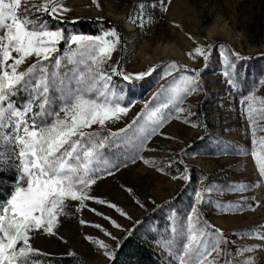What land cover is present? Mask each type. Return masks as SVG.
Returning a JSON list of instances; mask_svg holds the SVG:
<instances>
[{
    "label": "rangeland",
    "instance_id": "obj_1",
    "mask_svg": "<svg viewBox=\"0 0 264 264\" xmlns=\"http://www.w3.org/2000/svg\"><path fill=\"white\" fill-rule=\"evenodd\" d=\"M142 3L148 6L141 9ZM63 7L68 11L56 20L44 18L66 34L118 30L120 43L104 67L110 75L113 67L120 72L111 83L128 111L105 128L92 126L101 135L116 134L105 152L119 168L110 169L112 175L102 172L89 192L107 203L90 199L81 207L70 201L54 235L31 233L30 244L39 250L33 255H78L86 264H112L124 241L135 237L166 264H180L188 217L196 207L206 222V239H215L214 226L230 242L239 264H264V239L257 238L264 236V176L259 168L264 162L259 109L264 105H253L252 123L245 101L249 95L264 100V0H63ZM60 47L61 55L75 49L70 43ZM197 47L209 55L207 62L195 54ZM173 62L178 68H172ZM151 69L155 71L143 79H123ZM181 77L195 78L201 86L182 97L179 107L185 111L177 113V90L185 86ZM157 109L158 116L152 117ZM0 173L16 177L15 171ZM105 251L114 253L113 258Z\"/></svg>",
    "mask_w": 264,
    "mask_h": 264
},
{
    "label": "snow or ice",
    "instance_id": "obj_2",
    "mask_svg": "<svg viewBox=\"0 0 264 264\" xmlns=\"http://www.w3.org/2000/svg\"><path fill=\"white\" fill-rule=\"evenodd\" d=\"M147 6L139 5L141 9ZM66 11L63 0H47L39 5L31 0H0V169L16 172L11 195L0 200V264H35L30 254L39 250L30 244L31 233L54 235L53 227L61 215L68 214L70 201L80 202L81 207L90 199L107 203L89 195L91 186L102 178V172L112 175L110 169L119 168L105 152L113 147L111 138L116 134L101 135L92 126L105 128L108 121L118 120L128 111L116 99L111 83L112 75L120 72L113 67L110 75L104 67L121 37L115 28L96 36L66 34L44 18L46 15L56 20ZM34 12L40 15L34 16ZM62 43H70L75 49L61 55ZM195 54L209 60L202 47H197ZM172 68L178 66L173 62ZM152 71L155 69L125 74L123 79L140 80ZM180 79L185 86L177 90V113L185 111L179 107L182 97L201 86L195 78ZM245 101L249 120L255 123L251 112L257 109L253 105H264V100L257 101L249 95ZM259 112L264 117V108ZM158 113L159 109L151 115L157 117ZM260 144L264 146V138ZM259 168L264 176V162L259 163ZM196 195L198 202L203 203V196ZM108 207L116 205L109 203ZM188 220L189 234L180 264H220L221 258L223 264H239L220 229L213 226L215 239H206V222H201L196 207ZM113 224L120 227L114 221ZM93 242L99 243L100 248L108 247ZM104 254L109 259L114 256L108 251ZM244 264L255 261L246 260Z\"/></svg>",
    "mask_w": 264,
    "mask_h": 264
},
{
    "label": "trees",
    "instance_id": "obj_3",
    "mask_svg": "<svg viewBox=\"0 0 264 264\" xmlns=\"http://www.w3.org/2000/svg\"><path fill=\"white\" fill-rule=\"evenodd\" d=\"M15 175L0 173V183L7 184L6 189L0 184V200H5L11 194V185L15 183ZM30 258L35 264H86L78 255L65 257H52L45 254H30ZM112 264H166L153 249L143 244L135 237H130L124 241Z\"/></svg>",
    "mask_w": 264,
    "mask_h": 264
}]
</instances>
